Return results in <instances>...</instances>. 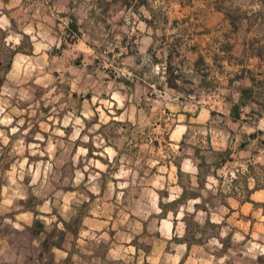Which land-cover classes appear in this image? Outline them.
<instances>
[{
  "label": "crops",
  "instance_id": "crops-1",
  "mask_svg": "<svg viewBox=\"0 0 264 264\" xmlns=\"http://www.w3.org/2000/svg\"><path fill=\"white\" fill-rule=\"evenodd\" d=\"M235 1L0 0L19 49L0 98L22 103L0 113V264H264V100ZM32 161L40 201L4 202ZM90 171L83 202L50 201Z\"/></svg>",
  "mask_w": 264,
  "mask_h": 264
},
{
  "label": "rangeland",
  "instance_id": "rangeland-1",
  "mask_svg": "<svg viewBox=\"0 0 264 264\" xmlns=\"http://www.w3.org/2000/svg\"><path fill=\"white\" fill-rule=\"evenodd\" d=\"M235 7L232 10V13L234 15V18L238 20L239 24L242 25H249L251 28V33L248 35V52L251 54L252 57V67H251V73L253 74L252 77L255 79V91L258 92L262 100H264V0H236L234 3ZM1 75V72H0ZM18 88L16 86L11 87V95L13 92H15L13 89ZM36 93H38L40 90L39 88H33ZM11 98V97H10ZM6 97L5 94H3L0 98V113H2V108L5 106H8V104L11 102L12 104L21 105L22 103L20 100H18L16 97L11 98ZM18 100V101H17ZM13 101V102H12ZM17 101V103H16ZM264 102V101H263ZM1 125H5L7 122H9V117L12 116V114L4 115L1 114ZM253 121V119H251ZM254 125L257 123L254 121ZM263 130L259 128H248V131H252L254 133V137L251 136L249 138V147L252 148L253 154H256L257 157H260L264 154V121L260 122L258 124ZM249 132V133H252ZM154 136H158L160 138L166 137V134L164 131H155L153 132ZM175 138V136H173ZM188 146V145H187ZM164 147L161 146L159 150L155 149L154 154H162ZM159 151V152H157ZM187 151V147L184 146L183 150L179 152V155H185ZM259 161L262 160V157L259 159ZM27 164V166H26ZM28 164H30L28 166ZM43 164L41 162H16L13 163V167L17 170H24L26 171V175L22 174L25 179L30 182V185L27 187H19L17 184V187H15L14 184L9 183V181H12V179L8 180V183L5 184V187L3 189V199L4 202H10L13 200L17 201L18 203H24V201L28 200L30 201H40V195H39V187L36 186V184L39 181V175L43 168ZM3 165V163H2ZM1 165V166H2ZM72 163H67L64 165L65 171L67 173H71V166ZM51 169V166H47V170ZM257 172L259 171V166L257 168ZM89 173V172H88ZM91 176H85V178L80 177L76 178L74 181H72L71 178H62V179H50L54 181V184H51L49 189L46 190L49 193L50 201L54 204L62 201H70L68 197L73 196L75 201L83 202L85 197H87V188L90 185H93L94 182L98 181L99 178H93V173L90 171ZM22 178L17 179V182L20 181ZM24 180V179H23ZM149 180H147L148 182ZM10 185L11 189L8 187ZM75 187V193H67L63 200L61 196H63L62 190L64 188L72 189ZM46 194V193H45ZM150 197V195L148 194ZM18 257L16 258L17 264H25L28 262L29 256H34V258H39L40 256H43L42 254H39L36 250H20L17 252ZM46 254V253H45ZM50 257V255L47 256V258ZM48 260H41L42 263H46ZM28 264V263H27Z\"/></svg>",
  "mask_w": 264,
  "mask_h": 264
},
{
  "label": "trees",
  "instance_id": "trees-1",
  "mask_svg": "<svg viewBox=\"0 0 264 264\" xmlns=\"http://www.w3.org/2000/svg\"><path fill=\"white\" fill-rule=\"evenodd\" d=\"M4 36H5V32L0 30V87L3 84V80L5 77V73L7 71V69L9 68V64H10V57L14 54V52H18L19 49H9L8 47H6L4 45ZM187 196V195H186ZM185 195L182 196L186 197ZM195 223V222H194ZM192 229H198L197 225L192 224Z\"/></svg>",
  "mask_w": 264,
  "mask_h": 264
}]
</instances>
